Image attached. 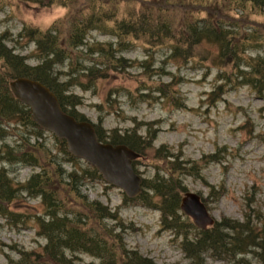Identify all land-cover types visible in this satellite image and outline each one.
<instances>
[{
    "label": "trees",
    "instance_id": "obj_1",
    "mask_svg": "<svg viewBox=\"0 0 264 264\" xmlns=\"http://www.w3.org/2000/svg\"><path fill=\"white\" fill-rule=\"evenodd\" d=\"M12 1L0 0V11ZM24 1L42 6L57 2L68 6L69 11L47 30L25 24L17 34L9 30L0 34V218L10 224L17 220L25 223L31 218L16 211L15 204L26 198L37 200L43 209L41 214L33 215L34 222L38 237L46 241L40 251L9 245V251L18 258L6 254V264H80L82 254L101 259V264H157L139 250L127 249L123 233L116 231L117 227H126L119 210L90 200L84 193L87 183L103 182L100 173L70 154L64 140L37 126L30 109L15 98L9 84L20 76L39 80L57 94L66 112L78 120H88L77 111L83 101L74 88L89 90L114 73H128V69L137 67L138 60H130L123 53L139 43L147 56L139 62L144 69L137 79L139 84L151 79L152 73L159 74L152 67L154 53L167 49L168 58L181 64L212 61L220 67L222 78L247 85L264 99V19L258 18L264 15V0ZM95 30L116 37L119 44H93L83 50L89 31ZM32 45L34 49L27 54L18 52ZM83 57L91 64L81 62ZM67 62L70 70L62 80L59 74L66 71L58 70L57 65ZM155 83V90L166 99L178 107L185 105L177 97L179 89ZM140 89L147 88L138 86L135 90L145 96ZM96 106L102 109L100 104ZM143 125L148 126L145 134L141 133ZM157 125L135 122L123 130L95 125L100 140L127 145L142 160L162 162L153 165L155 174L143 180L137 198L124 196L125 205L159 209L163 225L178 238L183 236L180 245L196 264H204V256L210 252L224 254L226 259L241 256L244 264H264V228L256 227L253 220L223 216L212 227L200 230L180 210L187 190L186 177L204 180L212 188L207 201L211 196L218 199L223 195L224 187L209 185L202 170L205 164L222 162L228 148H217L200 161L185 160L181 152L175 154L166 145L155 148L161 129ZM13 136L17 138L12 142ZM48 136L53 139L52 146L46 142ZM141 162L135 161L136 170ZM17 163L34 170L26 181L12 175L13 170L7 167ZM112 221L114 226L110 225ZM249 254L254 263L246 258Z\"/></svg>",
    "mask_w": 264,
    "mask_h": 264
},
{
    "label": "rangeland",
    "instance_id": "obj_2",
    "mask_svg": "<svg viewBox=\"0 0 264 264\" xmlns=\"http://www.w3.org/2000/svg\"><path fill=\"white\" fill-rule=\"evenodd\" d=\"M64 13L65 8L58 5L41 7L35 3L15 1L0 13V34L6 30L17 34L25 24L47 28ZM250 18L259 21L264 19V15L259 16V19L250 15ZM108 42L117 44L118 41L115 37L98 31H92L88 37V44L91 45ZM8 44L13 45L10 42ZM32 49L34 46L28 50ZM19 52L27 54L28 51L20 49ZM123 56L138 60L135 62L138 66L128 69V73H114L89 90L76 86L74 92L83 98V105L78 107V111L106 129L117 127L123 130L133 127L135 122H157L161 129L154 143L155 148L166 145L175 154L181 152L185 160L200 161L217 148L226 146L229 153L223 157V161L205 164L202 170V176L209 185L224 187L222 196L218 199L211 196L205 203L216 220L226 216L243 221L248 217L256 227L263 229L264 99L258 97L249 86L233 84L222 78L220 67L212 61L181 64L168 58L167 49L154 53L152 67L154 71L159 70V74L152 73L151 79L139 84L137 79L144 72L139 62L147 58L145 48L136 43ZM30 62L35 64L34 60ZM81 62L86 63V66L91 64L84 58H81ZM57 69L66 71L59 74L60 79L64 80L66 77L63 75L70 67L66 63L57 65ZM155 82L170 84L171 88L179 89L180 95L177 97L185 105L178 107L173 100L166 99L155 90ZM138 86L147 88L139 90L145 96L136 94ZM147 130L148 126L143 125L141 133L145 134ZM15 138L17 137L11 138L12 142ZM46 142L53 145V139L49 136L46 137ZM155 164L160 165L162 162L151 158L142 160L139 164L142 175L146 178L153 177ZM7 167L21 181H26L34 172L32 168L20 163ZM184 182L187 190L199 193L203 198L210 196L212 188L204 180L186 177ZM84 193L90 200H99L112 210H119L126 227H117L116 231L123 233L127 249H137L157 264H196L181 248L183 236L179 235L178 238L174 232L161 228L159 210L141 204L125 205L121 190L106 186L102 181L87 183ZM15 208L31 220L25 223L17 220L10 224L0 218L2 264H6V254L18 258L15 252L9 251V245L16 244L27 250L40 251L46 243L44 238L38 237L33 217L34 214L42 213V205L37 200L26 198L18 201ZM110 225L114 226L115 223L112 221ZM240 258L241 256L226 259L224 254L210 252L204 256L203 261L204 264H244ZM246 258L255 262L252 254ZM79 263L101 264V259L82 254Z\"/></svg>",
    "mask_w": 264,
    "mask_h": 264
},
{
    "label": "water",
    "instance_id": "obj_3",
    "mask_svg": "<svg viewBox=\"0 0 264 264\" xmlns=\"http://www.w3.org/2000/svg\"><path fill=\"white\" fill-rule=\"evenodd\" d=\"M10 85L14 94L30 106L34 121L64 138L71 153L94 164L108 182L122 187L128 196L135 197L141 192L142 179L132 166L133 160L139 156L136 152L125 145L101 143L93 125L76 121L66 114L57 96L41 82L20 77ZM181 208L201 228L214 222L196 193L187 192L182 198Z\"/></svg>",
    "mask_w": 264,
    "mask_h": 264
}]
</instances>
